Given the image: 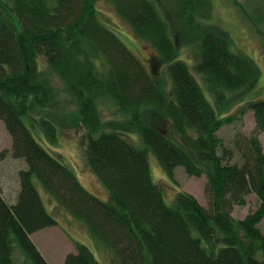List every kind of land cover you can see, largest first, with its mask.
<instances>
[{
  "label": "trees",
  "instance_id": "1",
  "mask_svg": "<svg viewBox=\"0 0 264 264\" xmlns=\"http://www.w3.org/2000/svg\"><path fill=\"white\" fill-rule=\"evenodd\" d=\"M98 1L0 0V119L12 137L13 157L27 164L19 173L17 202L9 204L0 195V264H20L15 258L19 250L24 262L49 264L31 235L58 221L46 209L36 180L119 264H264V231L259 228L264 219L259 139L264 99L245 102L238 114H225L227 92L252 85L259 67L211 22V0H165L174 6L180 25L176 35L161 0H107L154 49L149 68L100 19ZM179 40L196 45L194 68L214 104L180 57ZM62 93L72 97L77 113L70 112L67 122L60 118V124L84 129L85 162L107 189L106 201L83 187L25 122L40 125L38 137L55 145L54 119L32 112L59 107ZM103 103L111 104L124 122L104 120ZM248 110L254 112L255 129L249 136L236 134L239 164L232 162L233 151L218 131ZM131 131L143 147L124 137ZM149 152L172 178L179 166L190 176L204 175L209 208L183 190L167 204L152 178ZM251 193L260 202L257 209L234 218L233 207L245 205ZM74 244L76 251L63 264H102L87 245Z\"/></svg>",
  "mask_w": 264,
  "mask_h": 264
},
{
  "label": "rangeland",
  "instance_id": "2",
  "mask_svg": "<svg viewBox=\"0 0 264 264\" xmlns=\"http://www.w3.org/2000/svg\"><path fill=\"white\" fill-rule=\"evenodd\" d=\"M164 1L161 0V4H167L164 13L171 25L172 32L176 35L180 25L174 17V6L170 7ZM211 3V22L218 29L226 31L232 40V47L236 51L251 57L260 69V75L252 85L233 93L227 92L228 110L225 114H238L239 109L245 102L252 99H264V0H211ZM240 6L244 7V13ZM97 9L100 19L111 27L126 46L149 68L155 55L154 49L134 34L131 27L107 0H99ZM178 46L180 57L189 64L190 69L202 85L207 98L214 104L212 94L208 91L203 77L194 68L196 45L188 43V40H179ZM160 72L163 76L166 75L163 67H160ZM58 102L59 107H43L32 112V116L37 118L45 113L54 119L58 126V141L55 145L49 143L42 134L41 137H38V134L40 135V125L32 120H26L25 122L36 140L49 152L57 154L75 172L83 187L106 201L108 199L107 189L85 162L83 147L80 142L84 129L79 125L70 126L67 124L64 127L60 124V118L62 121L67 122L68 118L71 117L70 112L77 113V106L72 97L65 93H62ZM100 108L104 120L120 119L121 122H124L125 118L118 114L111 104L103 103ZM31 125H37L38 128L32 129ZM254 129V112L248 110L241 120L226 124L218 131L223 145L233 151L234 158L232 162L241 163L234 144L236 134L241 133L249 136ZM124 137L137 147L144 146L139 135L132 131L125 132ZM259 139L264 148V132L259 134ZM12 145V137L7 131L4 121L0 119V195L9 204L17 202L20 191L19 173L27 168L24 159L13 157ZM148 159L152 178L154 182L160 185L167 204L172 205L177 193L183 190L193 194L203 206L209 208V198L206 193L207 180L204 175L201 177L190 176L183 167L179 166L175 168L174 177L172 178L162 168L154 153L149 152ZM35 184L46 209L58 221L56 226L37 231L31 237L49 264H63L67 254L76 251L74 244L76 240L87 245L102 264H119L118 260L111 259L105 248L98 245L82 221L75 219L62 206L57 204L38 180L35 181ZM246 201L247 203L243 206L233 207L232 215L234 218H244L249 212L255 211L260 204L254 193L249 194ZM259 228L264 231V219ZM15 258L19 262L21 261L20 264H32L31 262H24L25 257L21 250L15 252Z\"/></svg>",
  "mask_w": 264,
  "mask_h": 264
},
{
  "label": "crops",
  "instance_id": "3",
  "mask_svg": "<svg viewBox=\"0 0 264 264\" xmlns=\"http://www.w3.org/2000/svg\"><path fill=\"white\" fill-rule=\"evenodd\" d=\"M31 237H32V235H31Z\"/></svg>",
  "mask_w": 264,
  "mask_h": 264
},
{
  "label": "bare ground",
  "instance_id": "4",
  "mask_svg": "<svg viewBox=\"0 0 264 264\" xmlns=\"http://www.w3.org/2000/svg\"><path fill=\"white\" fill-rule=\"evenodd\" d=\"M56 226V225H55Z\"/></svg>",
  "mask_w": 264,
  "mask_h": 264
}]
</instances>
